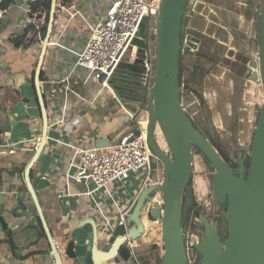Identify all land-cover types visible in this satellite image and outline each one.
I'll use <instances>...</instances> for the list:
<instances>
[{
  "label": "crops",
  "instance_id": "obj_1",
  "mask_svg": "<svg viewBox=\"0 0 264 264\" xmlns=\"http://www.w3.org/2000/svg\"><path fill=\"white\" fill-rule=\"evenodd\" d=\"M43 1L46 0H7L9 11L0 22V144H9V150H13L0 154V214L7 222L6 226L0 222V264H57L56 244L62 264H66L65 249L72 235L85 229L112 234L120 223L121 215L128 214L135 206L146 178L138 172L132 173L125 180L111 182L107 190H95L92 181L67 178L68 173L77 171L75 166L70 167L75 148L97 147L105 139L113 142L118 130L124 127L126 132L132 127L122 94L116 92L117 97L113 98L108 90H101L93 77L88 78L86 69H78L77 74L83 80L88 78L83 88L87 101L76 96H69L65 101L61 93L55 98L49 97L44 81L62 78L69 73L76 60L71 50L84 48L90 35V25L105 16L113 1L56 0V17L50 40L56 41L57 30L66 28L59 42L61 46H47L40 70L47 132L44 148L30 171V182L41 209L38 211L29 191L26 170L44 133L43 110L35 80L43 44L37 41L25 44L28 32L22 43L18 39L28 31L23 6ZM16 41L21 44L15 45ZM126 57L119 69L130 68L136 75L135 80H129V90L125 93L127 101L138 103V107L142 103L147 108L151 91L146 87L144 67L136 65L131 55ZM130 95L143 101H132ZM137 106L134 111H138ZM62 117L65 122L59 123ZM80 164L77 161V165ZM42 178L48 183L41 187ZM20 196L31 213V219L16 225L26 217L21 209H17L18 217L13 216ZM153 201L161 202L159 193ZM144 216L146 229L137 239L140 243L138 254L143 264H155L157 262L150 257L154 254L153 246L157 247L161 258L163 255L160 222ZM110 264L130 263L116 259Z\"/></svg>",
  "mask_w": 264,
  "mask_h": 264
},
{
  "label": "water",
  "instance_id": "obj_2",
  "mask_svg": "<svg viewBox=\"0 0 264 264\" xmlns=\"http://www.w3.org/2000/svg\"><path fill=\"white\" fill-rule=\"evenodd\" d=\"M191 1L155 0L156 70L147 110L138 117L139 122L147 123L148 151L154 155L152 183L142 190L135 206L125 215V223L129 228L130 237L138 239L146 229L144 215H148L152 221L157 220L161 224L163 241L161 264H191L186 238L189 212L196 204L194 189L191 186L195 146L208 159V165L215 169L213 193L222 210L226 211L228 228V236L224 241L218 224L212 226L208 219L199 215L198 219L204 224L203 238L192 248L200 254V264H264V0L260 8L258 56L249 62L246 70V75H250L252 81L261 84L263 92L250 151L245 147L246 153L249 154L246 174V156H243L238 169L234 170L229 162L232 160L236 164V160L231 156H223L218 151L194 126L192 118L182 104V26L186 6ZM55 17L56 0H52L35 78L44 116V133L41 144L36 148L34 159L26 170L29 191L39 212L41 209L30 182V171L46 142L47 119L39 82L42 62L54 30ZM134 44L139 48L145 46L141 38L135 39ZM135 64L143 66L144 59L137 55ZM129 123L132 129L136 126L132 118ZM124 130V127L118 130L113 138ZM110 143L111 140L105 139L99 142L97 147H107ZM47 183L46 179H40L41 187ZM157 193L160 194L161 202L153 201ZM17 202L18 208L13 210V216L18 217L17 209H21L26 217L16 225L29 222L31 213L21 196L17 198ZM0 222L4 226L7 225L5 217L1 214ZM47 234L53 242L48 229ZM125 234L123 223H119L112 234L96 229H85L73 234L65 249L66 264H110L116 259L128 262L130 249ZM54 254L57 264H62L56 246Z\"/></svg>",
  "mask_w": 264,
  "mask_h": 264
},
{
  "label": "built area",
  "instance_id": "obj_3",
  "mask_svg": "<svg viewBox=\"0 0 264 264\" xmlns=\"http://www.w3.org/2000/svg\"><path fill=\"white\" fill-rule=\"evenodd\" d=\"M6 1L0 0V22L9 11V6L5 5ZM33 3H27L23 6L28 29L25 44H31L34 41L44 44L45 38L42 32L46 25V12L42 7L34 8ZM147 19L149 21L155 19L156 21L155 0H113L105 16L96 24L90 25V35L84 48L80 51L70 49L76 60L69 73L62 78L44 81V85L48 87L49 97L55 98L58 93H61L65 96V101L69 96H76L87 101L83 95V88L88 78L93 77L99 83L101 90H108L112 97L116 98V91L112 88L110 81L128 51L131 52L134 60L137 55L144 59L145 83L147 89L151 91L156 70V41L151 42L144 37L141 38L142 41L147 40L144 42V48H139L134 44V40L140 38L139 32ZM65 28L57 30L58 41L49 39L48 45L61 46L62 44L59 42L64 35ZM154 32L156 36L157 28ZM80 68L89 72V77L86 80L77 74ZM259 85L261 86V84ZM261 87L260 92L261 97H263ZM137 110L136 112L127 110L136 122V126L130 131L119 133L115 140L110 143V146L90 149L75 148L70 167L75 166L77 171L75 174L68 173L67 178L76 181H92L95 190H107L111 182L125 180L131 173L146 168L147 174L143 189L147 187L151 183L154 155L148 151L147 123L138 121L139 115L147 108L142 106L138 107ZM64 122L65 118L62 117L59 123ZM10 146L9 144H0V154L8 151ZM35 147L37 148V145ZM77 161H80L81 164L77 165ZM125 215H121L120 223L125 226L127 245L130 249L128 262L130 264H143L138 254L140 243L137 239L130 237L129 228L125 223ZM187 243L186 240L187 250H189ZM194 244H192L191 249H193ZM56 247L58 248L57 244ZM196 262L193 263L190 260L191 264H196Z\"/></svg>",
  "mask_w": 264,
  "mask_h": 264
},
{
  "label": "rangeland",
  "instance_id": "obj_4",
  "mask_svg": "<svg viewBox=\"0 0 264 264\" xmlns=\"http://www.w3.org/2000/svg\"><path fill=\"white\" fill-rule=\"evenodd\" d=\"M200 1L202 0H194L193 3L191 1L187 4L188 7L186 6V11H191L192 6H194L193 8L197 7L196 12L193 11V14L189 18L188 28L196 30L195 35L197 37H199L198 34L202 31V35H204L203 40H205L204 44L206 46L213 47L215 50H221L222 45L212 39L213 36H216L220 40L223 39V41H225L226 52L228 49H232L233 51L232 53L227 52L230 58L227 62L221 61L220 59V66H214L208 60L191 59L184 53V91L181 97L182 104L185 106L192 120L204 131H206L205 127L208 126L205 120V109L208 108L207 110L210 113L212 121V131L215 133L218 141L221 145L229 148L228 150L233 157H239V152L242 151L243 147H247L248 149L251 148L263 97H261L260 93L261 86L252 81L251 78L248 80L244 79L245 84L241 85L242 78H237L238 75L235 71L236 63L233 62V60L238 55V52L244 53L247 63L258 55V22H260L258 21V17L263 1L243 0V2L249 5L247 8L241 7L240 9V7H237L238 5L234 7L235 17L231 21V29L237 38H232L227 31L220 30L218 32L213 23L216 17L211 12L213 9L211 6L212 0H203L204 3H199ZM239 9L241 11H239ZM245 10L246 12L252 13L251 16H255V22L248 19L245 15H242L243 12L245 13ZM156 28L157 23L155 19L150 21L147 19L139 32L140 38L145 37L148 38L147 40L155 42L154 30ZM183 29H185L184 26ZM221 34L224 35V38ZM147 40L145 39V42ZM195 40L199 42L197 38ZM241 45H243L242 48ZM192 46L193 45L190 47L191 50L193 49ZM130 55L131 52L128 51L127 57ZM232 67H235V70ZM202 73H204L203 77L200 75ZM199 94L203 95V100L200 98ZM204 104L206 106H204ZM193 152L195 158L191 186L194 189L195 202H197V208L208 217L213 226L217 223L218 218H221L219 220L222 222L226 216V211L221 210L213 193L212 181L215 175V169L208 165L203 155L195 146H193ZM137 172L134 173L144 177L147 170L146 168H141ZM190 222L195 224L199 230L193 231L191 228H188L186 239L188 241V247L190 248L188 250L189 258L194 263L198 261L200 257L198 253L191 249V246L193 243L197 244L202 240L203 234L200 231L203 223L194 216L191 217ZM159 225L161 228L160 223ZM218 226L221 230V234L226 236L224 222H219ZM150 256L152 261H155L152 255Z\"/></svg>",
  "mask_w": 264,
  "mask_h": 264
},
{
  "label": "flooded vegetation",
  "instance_id": "obj_5",
  "mask_svg": "<svg viewBox=\"0 0 264 264\" xmlns=\"http://www.w3.org/2000/svg\"><path fill=\"white\" fill-rule=\"evenodd\" d=\"M202 1H200L199 3H204V1L203 2ZM193 2H194V0H192V3ZM211 2H212L211 3V6L213 8L211 10V12L216 17V20L213 22L214 25H215V28H217L218 32L220 30L221 31H225V32L227 31V33L232 38H237L236 35L234 34V32L231 29V23H232L231 21L235 17L234 7H236V5H238L237 7H240V9H241V7L247 8L249 5H247L245 2H243V0H212ZM187 7H186V9H187ZM193 7L194 6L191 7V11H186L185 16H184V19H183V26H184L185 29H183V26H182V44H183V50H182V58H181V69H183V67H184V62H183V58H184L183 55H184V53H186V55H188L190 58L193 57L194 59H198V60H208L214 66L215 65L220 66V62L221 61L227 62V60H230L229 56L227 55V52H231L232 53L233 50L232 49L231 50L228 49V51L226 52L225 51L226 50V43H225V41H223V39L220 40L216 36H213L212 39L214 41H216L218 44H221L222 45L221 50L220 49L219 50H215V48H213V47H208V46H206L204 44L205 40H203L204 35H202V31L200 32V34H198L199 37H197L195 35V33H196L195 31L196 30H192L191 28H188L189 18L193 14V11L196 12V9H197V7H195V8H193ZM240 9H239V11H241ZM246 10H245V13L243 12L242 15L243 16L245 15L248 19H251L253 22H255L256 21L255 16L254 15L251 16L252 13L246 12ZM221 36L224 38V35L223 34H221ZM196 38L199 40V42H197L195 40ZM191 45H193L192 46V48H193L192 50L190 49ZM242 47H243V45H241V48ZM237 56L233 60V62L236 63V70H235V67H232V68H234V70L236 71V74L238 75L237 78H242L241 79V81H242L241 85H243V84H245L244 79L245 80H248V79L251 78L250 75H246V70L248 68V64H249L250 61L247 63V61L245 60V55H244L243 52H240V53L238 52V55ZM220 59H221V61H220ZM183 74H184V70H183ZM183 81H184V78H183ZM183 86H184V83H183ZM183 86H182V94H183V91H184L183 90L184 89ZM199 96H200L201 99H203L202 98V96H203L202 94H199ZM208 129L209 128L207 126H206V131H204L203 129H201L202 133L207 138H208L207 135L209 134ZM228 149L229 148H227V151L225 152V155L227 154V157L231 156L233 160H236V162H237L236 164H234L232 160H230L229 163H230V166L234 170H237L238 167L240 166V162H241V160L243 158V153H242L243 152V148H242V151L239 152V157L238 156L237 157H233L232 154L229 152ZM222 153L224 154L223 151H222ZM246 157H247V159L249 161V154L248 153H247V156ZM246 165H247V161L244 162L245 174H246V172L248 170V167ZM195 203L197 205V202H195ZM220 208L222 210V206L221 205H220ZM219 219H221V218H218L217 219V224L219 222L220 223H223L224 222V219L222 220V222ZM190 220H191V217H190ZM199 257H200V255H199Z\"/></svg>",
  "mask_w": 264,
  "mask_h": 264
},
{
  "label": "trees",
  "instance_id": "obj_6",
  "mask_svg": "<svg viewBox=\"0 0 264 264\" xmlns=\"http://www.w3.org/2000/svg\"><path fill=\"white\" fill-rule=\"evenodd\" d=\"M51 1L52 0H46V1H43V2H34L33 3V6L34 8L38 9L39 7H42L44 9V11L46 12V16H45V19H46V25L43 29V37L45 38L46 36V32H47V25H48V22H49V18H50V11H51ZM7 6V4H5ZM258 21H260V14H259V17H258ZM259 28H260V22H258V31H259ZM28 31L24 32L22 36L19 37L18 41H21V43L23 42L26 34H27ZM18 41H16V44L17 46H19L21 43H19ZM145 41H143L144 43ZM193 59V57H191ZM120 66V65H119ZM132 70L129 68H126V69H119V67L116 69L111 81H110V84L112 86V88L115 89V91L118 93V94H122L123 98H124V101L126 103V106L130 109V110H133L135 109V107L137 106L138 103H131V102H128L127 101V98L125 96V93L127 92L128 87H129V83H131L130 78H133V80L136 79V75H134L132 72ZM205 73V72H204ZM204 73L200 74L201 77H203ZM123 74H125V77H123ZM183 69H180V85L181 87L183 86ZM188 83V82H187ZM124 94V95H123ZM140 95V94H139ZM181 97H182V94H181ZM126 98V99H125ZM129 99H131L132 101L135 99L136 101H143V100H138L136 98H134V95H130ZM203 100V99H202ZM144 106V104H140L139 107H142ZM204 106H206L204 104ZM138 107V106H137ZM208 109V108H207ZM205 109V117H206V124L208 125L207 127L209 128L208 131H209V134L207 135L210 142L218 149V151L224 155H225V152L227 151V147L224 146V145H221L220 142L218 141L217 137L215 136V133H213L212 131V121H211V117H210V113L209 111ZM134 111V110H133ZM194 123V126L201 131V127H199V125L197 123ZM206 128V127H205ZM202 132V131H201ZM197 150L202 154L201 150L196 147ZM222 151L224 152V154L222 153ZM243 156H247V153H246V150H245V147H243ZM203 155V154H202ZM203 157L205 158L206 162L209 163L208 159L203 155ZM247 161V167L249 166V161L247 159V157H245V162ZM214 169V168H213ZM247 173V172H246ZM190 213H189V217H188V228H191L193 231H199L198 230V227L191 223L190 222V217L194 216L196 218L199 217V215H201L202 217H204L205 219H208L207 216H205L198 208H197V205L195 204V206L193 208L190 209ZM225 221H224V226H225V233H226V236H224L223 234H221L223 240H226L227 239V236H228V228H227V222H226V216H225ZM209 220V219H208ZM219 227V226H218ZM203 231H204V224L202 226V229H201V233L203 234ZM220 233H221V230H220ZM153 251H154V254H152V258L155 259V261L157 263H161V257L158 253V251H156L157 247L156 246H153ZM197 253V252H196ZM200 255V254H199ZM151 257V256H150ZM200 260H201V256L200 258L198 259V261L196 262V264H200Z\"/></svg>",
  "mask_w": 264,
  "mask_h": 264
}]
</instances>
